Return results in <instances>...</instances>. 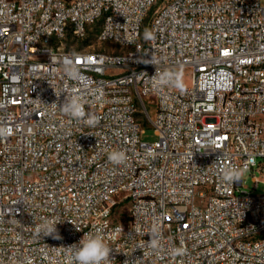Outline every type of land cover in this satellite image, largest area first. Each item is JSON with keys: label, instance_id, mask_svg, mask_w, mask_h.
<instances>
[{"label": "built area", "instance_id": "2783aa9c", "mask_svg": "<svg viewBox=\"0 0 264 264\" xmlns=\"http://www.w3.org/2000/svg\"><path fill=\"white\" fill-rule=\"evenodd\" d=\"M158 3L0 0V264H69L86 233L107 264H264V0ZM157 69L192 83L154 87ZM249 160L253 190L221 179Z\"/></svg>", "mask_w": 264, "mask_h": 264}, {"label": "clouds", "instance_id": "9594fccd", "mask_svg": "<svg viewBox=\"0 0 264 264\" xmlns=\"http://www.w3.org/2000/svg\"><path fill=\"white\" fill-rule=\"evenodd\" d=\"M144 38L146 40H151L154 39V36L151 32L146 31ZM145 63L155 65L154 60H149ZM64 67L69 77L75 78L78 75V69H76L71 60L66 58L64 60ZM152 80L153 86L157 88L167 86L183 91L185 87L183 74L180 71L160 72L157 69L155 75L152 76ZM61 107L62 111L71 118L83 119L86 116L84 103L79 96L74 95L70 99H67ZM98 122L99 118L95 116H88L86 120V123L90 126H94ZM126 159V153L123 151H112L108 154L109 162L116 165L123 164ZM251 163H254V161L249 160L242 167L224 165L221 168V179L229 185L242 183ZM57 224L58 222L50 220L42 225L39 230L44 233V236H52L54 239L59 240L61 237L56 229ZM156 232L157 229L154 228L148 233L151 236L150 242H148L149 246L154 247L158 242ZM65 248L73 250V255L69 257V264H107L111 259L110 253L113 251V249L104 242L101 235L94 233L84 234L78 244H73ZM176 252L180 254L183 252V249H177ZM125 264H127V262H125Z\"/></svg>", "mask_w": 264, "mask_h": 264}, {"label": "rangeland", "instance_id": "374dc122", "mask_svg": "<svg viewBox=\"0 0 264 264\" xmlns=\"http://www.w3.org/2000/svg\"><path fill=\"white\" fill-rule=\"evenodd\" d=\"M165 0H159V3L157 5V7L159 5H162L164 3ZM94 41V36L91 35L87 40L85 41H78V42H74L76 43V45L74 46L75 48H84L86 47V45L90 42ZM67 48H70V42H68V44L66 45ZM108 49H111L109 47H107ZM183 74V80H184V85L185 87L191 85L192 83V77H191V73L187 70L181 71ZM142 139L144 141H148V142H152L155 141L158 136L156 134V131L153 127L151 126H146L145 127V131L144 133H142L141 135ZM257 175L259 178H261V175L259 172H250L248 171L245 178H244V184L246 186V189L249 190H253V178L254 176ZM256 193H263L264 192V185L263 184H259L258 188L256 190H254Z\"/></svg>", "mask_w": 264, "mask_h": 264}]
</instances>
